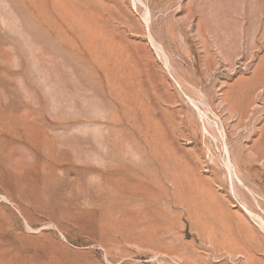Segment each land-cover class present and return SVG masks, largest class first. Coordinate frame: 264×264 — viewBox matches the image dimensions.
Returning <instances> with one entry per match:
<instances>
[{"label": "rangeland", "instance_id": "1", "mask_svg": "<svg viewBox=\"0 0 264 264\" xmlns=\"http://www.w3.org/2000/svg\"><path fill=\"white\" fill-rule=\"evenodd\" d=\"M0 264H264V0H0Z\"/></svg>", "mask_w": 264, "mask_h": 264}]
</instances>
